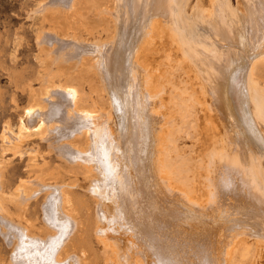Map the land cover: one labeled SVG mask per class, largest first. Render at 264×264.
<instances>
[{"label": "bare ground", "instance_id": "1", "mask_svg": "<svg viewBox=\"0 0 264 264\" xmlns=\"http://www.w3.org/2000/svg\"><path fill=\"white\" fill-rule=\"evenodd\" d=\"M189 1H39L36 13L55 14H43L37 27L41 85L23 108L19 133L40 130L68 172L83 175L89 200L68 189L74 180L55 176L52 183L36 179L35 189L31 180L20 181L7 199L0 190V231L12 247L10 264H88L89 201L95 202L92 227L104 243L106 264H225L231 248H218L222 233L243 229L264 242V70L258 68L264 0H211V8L192 10ZM160 22L199 73L208 107L226 134L207 206L170 187L173 163L160 155L163 125L170 122L174 146L176 140L172 118L165 121L156 108L163 86L150 83L144 59ZM177 100V112L189 116L188 101ZM10 129L5 123L2 141L10 142ZM42 193L44 236L18 221L7 202L23 213Z\"/></svg>", "mask_w": 264, "mask_h": 264}, {"label": "rangeland", "instance_id": "2", "mask_svg": "<svg viewBox=\"0 0 264 264\" xmlns=\"http://www.w3.org/2000/svg\"><path fill=\"white\" fill-rule=\"evenodd\" d=\"M39 1L0 0V181L2 188L4 187L0 190H3L4 197L7 199L20 181L31 180L30 185L35 189L37 188L35 186L36 179L39 182L46 180L47 183H52L56 177V180L59 181L74 180L77 185L68 189H72L77 198L89 200L86 190L87 181L84 180L83 175L79 173L75 176L68 172L69 166L52 147L50 140L42 137L40 130L33 127L26 132L23 131V135L19 133L20 119H24L23 108L36 97L35 95L32 97L31 91H38L41 85L38 79L40 63L36 57L39 52L36 43L37 27L43 14L49 16L55 14V12L49 11L51 9L43 13H36L34 9ZM232 1L234 4L236 3V0ZM189 3L190 10L195 6L203 9L211 8V0H190ZM156 27L157 31L152 35L153 45L145 58L143 53L140 56L141 59L144 58L149 63L147 69H150V83L163 86L162 95L156 101L159 114L165 118V121L172 118L175 123V146L170 132V122L167 128L163 125V134L161 135L160 155L165 157L168 154L173 163V172L168 174L167 180L174 191H178L181 195L198 203L199 206H207L218 181L217 158L223 148L226 134L217 114L208 107L211 99L208 93L202 91L199 73L179 51L175 39L176 34L162 22L157 23ZM259 66L263 71L264 60L259 63L258 68ZM84 89L87 90L88 85ZM152 93L155 92L152 90ZM178 97L188 101L189 116L186 111L177 112L175 103L178 101ZM5 123L11 128L12 136L20 137L12 138L11 136L10 142L2 141ZM80 142L78 145L83 146V140ZM58 168L61 169L62 174L66 173L63 175L64 177L62 174L58 177L57 174H54ZM52 172L54 175L51 174ZM36 174L37 176L40 174L38 176L40 178L36 177ZM51 176L53 177L51 178ZM3 193H0V197ZM39 195L33 200H29L25 206L26 210L23 212L26 214L17 209L15 201L7 202L11 207L10 210L14 209V212L11 213L18 221L27 225L32 233L44 236L47 230L44 227L40 205L43 193ZM89 202L87 213L90 214L91 223H88L89 220L87 223L88 227H91L87 228L86 223L84 228L86 227L89 232L88 241L91 242L89 244L92 248L89 252L92 259H87L86 263L106 264L104 263V243L96 235L95 228L93 229L95 227L93 220H96L93 218L96 217L95 202ZM191 206L197 208L194 205ZM17 210L21 212L22 216ZM77 211L75 213L78 215L82 212ZM222 232H225V229ZM226 244H230L228 249L231 248V251L227 255V259L224 254L225 264H264V242H257L255 237L248 236L243 229L230 235L222 233L217 246L223 248ZM245 247H249L250 251H247L249 254L247 252L243 254L242 251ZM11 249V245L6 244L0 231V264L9 263ZM234 249L238 250L236 253L235 250L233 254ZM222 262L220 261V264ZM191 264H195V262L193 261Z\"/></svg>", "mask_w": 264, "mask_h": 264}]
</instances>
